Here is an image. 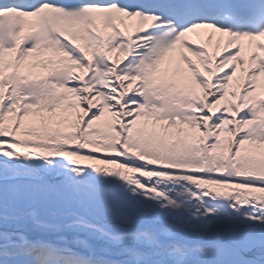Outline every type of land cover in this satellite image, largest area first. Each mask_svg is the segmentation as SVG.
<instances>
[{
    "label": "snow or ice",
    "instance_id": "6c2138e0",
    "mask_svg": "<svg viewBox=\"0 0 264 264\" xmlns=\"http://www.w3.org/2000/svg\"><path fill=\"white\" fill-rule=\"evenodd\" d=\"M0 264H264V0H0Z\"/></svg>",
    "mask_w": 264,
    "mask_h": 264
}]
</instances>
